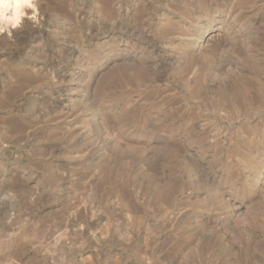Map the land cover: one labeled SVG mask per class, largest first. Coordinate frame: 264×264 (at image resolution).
Segmentation results:
<instances>
[{"label":"rangeland","instance_id":"rangeland-1","mask_svg":"<svg viewBox=\"0 0 264 264\" xmlns=\"http://www.w3.org/2000/svg\"><path fill=\"white\" fill-rule=\"evenodd\" d=\"M13 13L0 264H264V0Z\"/></svg>","mask_w":264,"mask_h":264},{"label":"clouds","instance_id":"clouds-1","mask_svg":"<svg viewBox=\"0 0 264 264\" xmlns=\"http://www.w3.org/2000/svg\"><path fill=\"white\" fill-rule=\"evenodd\" d=\"M23 5L21 4H8V3H5L3 5V10H4V13H7L8 10L11 8V9H14V13L11 17L9 16H6L5 15V22L6 23H12L13 25L19 23V17L21 15L20 13V8L22 7ZM29 7H31V5H28Z\"/></svg>","mask_w":264,"mask_h":264},{"label":"bare ground","instance_id":"bare-ground-1","mask_svg":"<svg viewBox=\"0 0 264 264\" xmlns=\"http://www.w3.org/2000/svg\"><path fill=\"white\" fill-rule=\"evenodd\" d=\"M30 0H0V5L3 6L5 3L8 4H21L26 5Z\"/></svg>","mask_w":264,"mask_h":264}]
</instances>
